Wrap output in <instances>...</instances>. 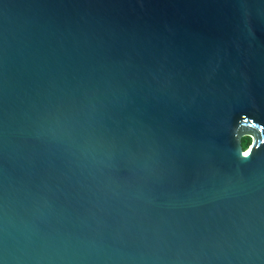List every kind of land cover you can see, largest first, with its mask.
<instances>
[{"label":"water","instance_id":"1","mask_svg":"<svg viewBox=\"0 0 264 264\" xmlns=\"http://www.w3.org/2000/svg\"><path fill=\"white\" fill-rule=\"evenodd\" d=\"M0 264H264V0H0Z\"/></svg>","mask_w":264,"mask_h":264},{"label":"trees","instance_id":"2","mask_svg":"<svg viewBox=\"0 0 264 264\" xmlns=\"http://www.w3.org/2000/svg\"><path fill=\"white\" fill-rule=\"evenodd\" d=\"M250 143H251L250 136H247V135L242 136V138H241V146H242L243 149L248 147Z\"/></svg>","mask_w":264,"mask_h":264},{"label":"snow or ice","instance_id":"3","mask_svg":"<svg viewBox=\"0 0 264 264\" xmlns=\"http://www.w3.org/2000/svg\"><path fill=\"white\" fill-rule=\"evenodd\" d=\"M248 154H249V153H247V152L245 153L246 156H247Z\"/></svg>","mask_w":264,"mask_h":264},{"label":"flooded vegetation","instance_id":"4","mask_svg":"<svg viewBox=\"0 0 264 264\" xmlns=\"http://www.w3.org/2000/svg\"><path fill=\"white\" fill-rule=\"evenodd\" d=\"M251 138V137H250Z\"/></svg>","mask_w":264,"mask_h":264}]
</instances>
